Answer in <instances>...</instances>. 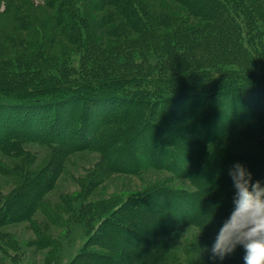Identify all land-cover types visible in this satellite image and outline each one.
I'll list each match as a JSON object with an SVG mask.
<instances>
[{
    "label": "trees",
    "instance_id": "obj_1",
    "mask_svg": "<svg viewBox=\"0 0 264 264\" xmlns=\"http://www.w3.org/2000/svg\"><path fill=\"white\" fill-rule=\"evenodd\" d=\"M0 8V173L14 179L0 226L53 212L44 195L64 159L97 150V180L84 181L80 213L63 220L103 218L70 264H244L242 246L223 260L210 249L234 209L233 165L264 186V0H0ZM134 84L144 91H128ZM157 90L181 114L158 111L148 98ZM129 92L137 105L122 97ZM244 94L260 108L233 109L221 124L212 98ZM29 143L41 145V159ZM150 169L167 174L120 199L89 197L112 173ZM43 232L37 245L56 246Z\"/></svg>",
    "mask_w": 264,
    "mask_h": 264
},
{
    "label": "rangeland",
    "instance_id": "obj_2",
    "mask_svg": "<svg viewBox=\"0 0 264 264\" xmlns=\"http://www.w3.org/2000/svg\"><path fill=\"white\" fill-rule=\"evenodd\" d=\"M3 9L4 8H0L1 11ZM92 18H95V15L92 16ZM1 23H5L2 18L0 19V24ZM247 31L249 30L247 29ZM251 35L252 34H248L246 31H244L245 40L242 41L243 46H246L250 43ZM259 39L264 43V36L258 38V40ZM256 42L257 39L255 36H253L252 46H257L255 51L261 53V47H259ZM157 60L158 59L155 53L151 52V56L148 60L149 64L151 63L152 67H154ZM71 61L78 65L79 55L75 53ZM252 63L256 64L254 62ZM143 66L146 67L148 64ZM127 87H129L128 91H131L132 93L137 89L144 91L145 88L143 84H134L131 86L128 85ZM166 92V90H164V92H162V90H157V94L149 96L148 98L152 101L157 100L158 103L160 102V106H157L158 111L167 110L169 113L181 114L177 108V105L175 104L177 101H170L165 94ZM124 94L122 97L126 96L127 98L129 95L128 97H132V100L134 99L135 105H137L141 100L140 97H134L135 95H132L130 92ZM260 94L263 95L264 93H259L257 95ZM244 95L245 96L241 95L239 97L214 96L212 98V101L215 100L220 103L217 105V107L220 109V113L222 115L217 117L219 118L221 124H226L228 121L226 116L230 117L233 109H238L239 107V112L242 113L246 109L251 110L253 108L259 107V105L255 103L258 102L257 99L254 100L251 98L253 95H251V97H248L246 94ZM143 98L145 100L147 99L146 97ZM234 100L236 102H234ZM183 101L185 100H182L181 102ZM147 108V106L144 107V110H149ZM222 111H224V113H222ZM159 121L160 120L158 119V122ZM78 122L79 121L77 120L74 124L77 125L79 124ZM85 132L86 129L83 133L80 132L78 135L84 134ZM27 145L34 151H36V149L39 150L38 154L40 156L39 158L41 159L42 154L45 153L42 147H40L41 145L34 143H29ZM100 156V152L97 150L85 149L74 151L68 155L66 159H64L65 170L59 174L53 188L44 195L47 209L50 210L52 207V210H54L53 212H46V210L43 212L41 210H37L32 212V215L29 218L22 220L12 218L9 219L7 217L2 218L5 220L9 219L11 221H9V223L6 225L0 226V230L4 235L3 236L0 234V264H70L71 261L76 258L77 254L83 252V247L89 237L90 230L92 227L95 228L98 225L103 216L95 219L93 223H91L92 220L87 223V215L84 216L82 214L78 216V219L67 220L65 223L63 219L64 217L68 218V216L73 211L76 214L80 213L83 203L81 200H79V198L82 197L79 195L80 193L84 194V181H87V179H91L94 175H96L93 173H95V169L97 168L96 163L99 161ZM6 159L11 160L7 157ZM166 174V171H157L154 169H150L142 175L115 172L110 176H106L104 179L98 180L97 182L101 183L92 190H89V197L98 199L115 196L119 197L118 199H120L131 192L144 189L150 180L159 179ZM94 177L95 179L93 181H96L97 176ZM13 183L14 179L12 177L0 173V206H3L6 202L5 197L8 196V191L13 187ZM69 195L75 196L76 199L74 201H65L64 197ZM58 204L61 205L60 209H58ZM41 231H44L43 233L46 234V236L44 235L46 240L50 239L49 237L54 239L56 246L53 241V246L42 245L39 247L37 242L39 241ZM6 233L15 236L18 242L21 243L17 247H20L18 251L13 249L14 246L6 247L5 244L8 239V236H5ZM47 243L48 242H44V244Z\"/></svg>",
    "mask_w": 264,
    "mask_h": 264
},
{
    "label": "clouds",
    "instance_id": "obj_3",
    "mask_svg": "<svg viewBox=\"0 0 264 264\" xmlns=\"http://www.w3.org/2000/svg\"><path fill=\"white\" fill-rule=\"evenodd\" d=\"M235 190L234 209L212 245L211 258L223 260L238 246L244 249V264H264V186L237 162L229 171Z\"/></svg>",
    "mask_w": 264,
    "mask_h": 264
}]
</instances>
